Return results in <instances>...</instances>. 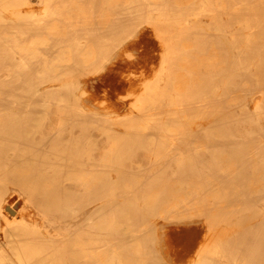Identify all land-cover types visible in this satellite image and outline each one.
<instances>
[{
  "label": "bare ground",
  "instance_id": "1",
  "mask_svg": "<svg viewBox=\"0 0 264 264\" xmlns=\"http://www.w3.org/2000/svg\"><path fill=\"white\" fill-rule=\"evenodd\" d=\"M204 16L211 22L206 23ZM219 17L235 19L222 22ZM142 28L151 29L148 34L158 39L162 52L151 55L160 58L158 68L150 66L152 77L146 68L127 75L132 81L139 79L141 86L139 92L129 90L125 95L132 97L129 113L102 115L87 109L82 80L106 70L115 53L137 38ZM246 94H260L253 98V109L243 102ZM22 96L25 99L19 100ZM233 104L237 111L227 112ZM33 108L40 112L24 114ZM51 115L65 131L81 128L89 136L91 129L117 135L112 127L118 124L133 131L159 128L141 132L153 142L160 138L175 144L186 139L204 143L205 137L220 141L244 135L235 144H247L254 137L256 145L236 159V165L207 174L203 185L179 201H171L173 196L163 192L157 195L152 187L134 190L124 175L91 185V189L111 191L113 197L106 203L110 214L99 217L95 226L91 214L85 220L89 228L67 226L65 233L45 235L36 227L8 223L13 204H5L4 198L13 184L32 191L48 213L65 211V195L70 203V190L55 177V165L58 158L71 156L68 151L78 152L74 144L78 140L71 137L65 144L53 135L40 142L31 139L47 121L52 122ZM263 120L264 0H0V221L5 223H0L5 238L0 264H77L80 260L81 264H164L167 259L158 246L159 221L201 217L207 231L190 264L264 262V237H256L253 251L258 257L252 258L226 257L239 251H231V241L223 238V210L236 202L246 206L264 198ZM70 142L73 145L68 146ZM29 144L33 145L30 154ZM235 144L225 147L235 151ZM202 147L194 149L196 155L212 152ZM47 148L65 151L58 157ZM213 151L226 154L224 147ZM185 156L177 149L170 157L181 163ZM232 182L240 189L223 194V186ZM119 184L129 189L128 202L115 208L122 197L115 193ZM52 220L48 219L54 228ZM243 224L264 229L261 217ZM253 239L243 235V246Z\"/></svg>",
  "mask_w": 264,
  "mask_h": 264
},
{
  "label": "rangeland",
  "instance_id": "2",
  "mask_svg": "<svg viewBox=\"0 0 264 264\" xmlns=\"http://www.w3.org/2000/svg\"><path fill=\"white\" fill-rule=\"evenodd\" d=\"M33 1L37 2V0ZM219 18L222 19V22L223 20L231 22L235 19L234 17ZM202 19L206 23L211 22L209 16H204ZM148 33L151 34V29L142 28L137 38L134 37L129 40L122 50L115 53L113 62L106 67L107 69L105 68L106 70L82 80L83 88L87 91L86 95L82 97V102L87 109L102 115L110 112L120 115L129 113V104L132 97L125 98V95L129 90L139 92L141 86L139 79L132 81L127 75L146 68L148 69L147 76L152 77L154 72L150 67L151 64H154L156 68L160 65V58L151 55L154 52L159 55L162 48L158 39ZM241 36L239 35V37ZM259 95L256 94L252 97L246 94V98L243 100L244 104L253 109L255 102L253 98L256 97L257 99ZM18 99L24 100L25 98L22 96ZM232 107L228 105L226 111L236 110L237 105L233 104ZM34 109L36 108L30 109L24 114L34 115L36 112H40L39 109L38 111ZM51 117L52 122L47 121L39 131H35L34 137L31 139L40 142L49 135H53L54 139L61 140L65 144L68 140H71V137L78 140L77 143H74L80 148L78 152L68 151L71 154L70 157L64 156L61 159L58 158L57 161L55 160V166L58 168L55 177H59L61 186L70 190V203L65 195V211L48 213L44 205L37 204V199L32 195V191L30 193L28 189L22 190L13 184L8 185L4 198L5 204H13L12 210L8 212V223L14 225L21 223L19 225L36 227L45 235L65 233L67 226L77 227L82 225L89 228L87 227L89 225L85 226V220L89 216L91 217V214L95 219L94 226L98 224L99 217L110 214L106 209V203L113 197L110 196L111 191L106 187L99 190H95L93 187L91 189V185H102L107 183L108 179L117 181L124 175L127 181L130 180L128 183L134 187V190L146 191L152 187L151 191H156L157 195L163 192L167 196H173L170 198L171 201L177 198L179 201L181 197L192 194L195 188L203 185L207 174L214 175L218 171L222 172L226 168L236 165V159L242 157L256 145L254 137V140L247 144H235L234 140L243 138L244 135L237 138L227 136L220 141L219 139L205 137L204 143L191 142L186 139L184 142L175 144V142L160 138L153 142L150 136H145L141 132L152 129L158 130L159 128L135 127L133 131L130 130L131 127L127 128L118 124L112 127L114 132L118 133L117 135H108V133L91 129L90 134L92 136H89V133L81 128H75L71 133L69 132L70 127H67L65 131L56 122V117L53 115ZM222 119L223 114L220 120L222 121ZM237 120L238 116L233 118L234 123ZM262 122L264 124V120ZM221 128L223 129V127ZM182 130L189 131L191 128H182ZM72 143L70 142L67 145L71 146ZM227 143L235 144L236 150L226 148ZM201 144L212 152L205 151L196 155L194 149L199 148ZM31 147L33 145L29 144L26 149L28 154L32 152ZM223 147L226 154L223 152L214 153L213 150L221 151ZM177 149L183 150L187 155L181 163L170 157L171 153ZM16 150L19 151L18 148ZM48 151L60 157L65 150L62 148L49 149ZM118 153L128 157L117 158L115 154ZM117 171H122V174ZM161 183L164 184L163 188L160 187ZM119 186L120 189L118 188L115 193L122 194V197L118 198L119 203L115 208H119V206L122 208L123 203L128 202L127 193L129 189L122 188L121 184ZM255 186L260 187L261 185L257 183ZM239 189V184L232 182L228 186H223V194ZM224 206L225 203L223 202ZM258 208L261 209V213H255ZM251 217L264 219V198L256 199L252 204L246 206L236 202L230 206L228 211L223 210V238L231 241L229 245L231 251H239V253L226 255V257H258L257 252L254 253L253 249L256 247L257 239H259L256 237H264V229L259 230L253 224H243L246 219ZM48 219L55 221L54 228L50 226ZM0 223L3 226L5 225L4 221H0ZM158 225L160 228L159 253L168 261L164 264H190L191 256L194 255L198 244L207 231L205 219L203 217L179 220L162 219ZM243 235L253 237L252 243L243 246ZM0 246L5 247V238L2 232H0ZM241 250L245 252L241 253ZM81 262V260L77 261V264H81ZM257 264H264V262Z\"/></svg>",
  "mask_w": 264,
  "mask_h": 264
}]
</instances>
